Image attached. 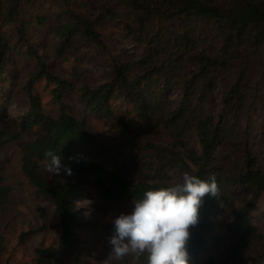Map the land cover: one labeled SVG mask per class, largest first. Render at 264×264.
I'll use <instances>...</instances> for the list:
<instances>
[{
    "label": "trees",
    "instance_id": "16d2710c",
    "mask_svg": "<svg viewBox=\"0 0 264 264\" xmlns=\"http://www.w3.org/2000/svg\"><path fill=\"white\" fill-rule=\"evenodd\" d=\"M41 1L49 2L57 11L35 13L34 6ZM51 16L57 21L52 31L57 39L56 57L76 50V39L91 40L105 49L100 30L105 26L114 28V36L142 47L143 53L139 59L116 62L109 80L101 85L83 83L78 88L85 109L81 117L67 112L63 104L75 90L73 82L40 65L31 76L30 106L20 117L18 131L0 130V146L38 130L36 139L22 144L21 171L38 193L53 201L59 217L57 243L36 248L32 264H62L66 259H71L67 264H83L77 247L90 222L78 201L90 195L88 181L106 201H135L147 191L176 185L167 179L169 170L187 171L203 180L215 176L218 185L216 197H204L199 223L191 228L190 257H199L210 249L212 240L201 232L214 231L222 210L226 218L233 220V235L238 240L231 249L234 261L264 264V234L259 233L254 221L257 203L264 195V163L246 146L244 166L238 167L236 175H230L214 157L223 138L238 141L241 137L240 122L226 120L230 106L235 100L245 101V95L256 86L264 87V0H0V92L10 65L23 54L30 28L35 24L46 26ZM13 26L18 28L16 42L5 33ZM212 45L216 49L212 50ZM232 70L237 73V81L225 96V108L216 116L207 108L209 98L218 75ZM38 82H45L52 101L61 106L58 116L44 111L41 95L33 92ZM171 87L181 90L175 108L168 106L169 98L165 97ZM122 102L125 110L120 106ZM128 112L142 123L140 128L133 127ZM89 115L113 135L129 137L115 147H101L104 153L114 152L124 160L136 151L142 179L130 181L116 170L87 161L78 152V146L95 141ZM160 129L178 135L177 139L169 145L152 141L134 145L136 137ZM191 129L197 134L198 144L188 140ZM49 151L61 157L71 174L63 168L59 174L47 171L45 153ZM2 180L0 176V208L5 210L13 190ZM244 190L251 193L249 199L243 195ZM106 230L113 234V223L106 225ZM256 240L262 247L252 262L245 253ZM4 242L5 237L0 236V264H5ZM207 263L214 264L213 258ZM113 264H147V258L146 254L139 258L127 256L121 261L113 259Z\"/></svg>",
    "mask_w": 264,
    "mask_h": 264
},
{
    "label": "rangeland",
    "instance_id": "374dc122",
    "mask_svg": "<svg viewBox=\"0 0 264 264\" xmlns=\"http://www.w3.org/2000/svg\"><path fill=\"white\" fill-rule=\"evenodd\" d=\"M34 11L35 13L56 12L57 8H53L47 1H41L34 6ZM56 25L57 21L51 16L46 26L35 24L26 35L23 54L17 56L13 65H10L8 78L4 81L3 90L0 92V130L18 131L20 117L28 111L30 106L29 82L40 65H46L53 74L73 82L75 90L64 99L63 104L67 112L81 117L85 114V109L81 103L78 88L83 83H89L92 86L101 85L109 80L112 67L116 62L128 58L139 59L143 53L142 47L132 44L123 37L114 36L111 31L114 28L110 30L112 26H105L100 29L106 42L105 49L99 48L91 40L76 39L73 43L77 47L76 50H70L64 57H56L57 39L52 34ZM17 30L18 28L13 26L6 28L5 33L16 42ZM211 48L216 49V45H212ZM235 70H232V73H220L217 77L216 87L207 106L208 110L216 116H219L225 108V96L237 81ZM33 92L41 95L45 112L53 116L60 114L62 108L52 101L50 88L45 87V82L36 83ZM165 97L169 98L168 106L175 108L181 100L180 88L171 87ZM245 98V101L235 100L225 115L230 123L235 120L240 122L242 129L240 140L232 141L223 138L214 153L216 164L222 166L230 175H236L239 172L238 167L244 166L246 146H249L264 163V87L256 86L245 95ZM120 106L126 109L125 103H120ZM126 116L133 127L142 126L135 115L128 112ZM88 123L95 133V141L91 145L78 146V152L87 161L100 163L109 169L116 170L130 181L142 179L143 173L139 170L141 164L138 162L136 151L132 150L129 157L124 160L114 152L104 153L101 147L102 145L115 147L118 142L129 137L121 138L113 135L109 128L92 115L88 116ZM37 136L38 130L35 129L23 134L18 141L0 146L2 184L9 185L13 190L5 208L6 211L0 208V236L5 237V264H32L36 248L55 245L60 237L61 227L53 201L48 196L38 193L26 181L21 171L22 144L33 141ZM188 136L191 144H198L194 129L188 131ZM177 137L178 135H173L172 132L160 129L151 134L136 137L134 145L148 141L169 145ZM185 173L192 175L187 171L176 170H169L166 174L170 182L180 184L183 182ZM147 180L151 179L147 178ZM87 185L90 195L81 198L78 204L90 222V226L80 236L77 253L83 264H113L109 244L112 234L106 230V225L112 223L121 214H130L134 201H106L96 194L89 181ZM239 191L242 190L239 189ZM243 195L249 199L251 193L244 190ZM216 221L218 226L214 227V231L201 232L212 240V246L199 257H190V264H206L208 258H213L214 264H238L231 253V249L238 245V240L233 235V220L226 218L220 210ZM254 221L259 233L264 234V195L257 203ZM190 231L193 235L194 231L192 229ZM253 245L252 249L248 250L251 254L245 253L246 258L251 256L252 262L254 257H258L262 247L259 240H256ZM68 261L66 259L62 264H67Z\"/></svg>",
    "mask_w": 264,
    "mask_h": 264
},
{
    "label": "clouds",
    "instance_id": "9594fccd",
    "mask_svg": "<svg viewBox=\"0 0 264 264\" xmlns=\"http://www.w3.org/2000/svg\"><path fill=\"white\" fill-rule=\"evenodd\" d=\"M45 155L48 172L59 174L63 168L71 174L59 155L52 151ZM218 191L215 176L203 180L185 173L180 184L145 192L133 202L130 214L112 221L110 258L121 261L146 254L147 264H190V230L199 223L204 197H216Z\"/></svg>",
    "mask_w": 264,
    "mask_h": 264
}]
</instances>
